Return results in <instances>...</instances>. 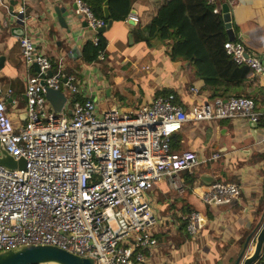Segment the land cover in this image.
<instances>
[{
	"label": "built area",
	"instance_id": "built-area-1",
	"mask_svg": "<svg viewBox=\"0 0 264 264\" xmlns=\"http://www.w3.org/2000/svg\"><path fill=\"white\" fill-rule=\"evenodd\" d=\"M207 1L214 13H221L218 0ZM225 2L229 10L238 3ZM75 5L94 31L106 25L85 0H75ZM138 19L129 13L124 21ZM91 41L97 44V36ZM19 46L25 63L32 68L36 62L40 71L26 78L22 123L13 119L5 101L12 90L0 87L1 151L23 160L22 167L0 164V251L50 244L91 257L94 264H150L158 244L154 230L165 223L156 211L154 192L162 183L184 191L181 173L205 161L192 149L172 151L171 137L192 121L245 118L259 124L262 113L245 95L197 98L195 86L187 102L178 101L174 92L158 93L135 111L100 110L94 99L77 97L82 91L77 75L56 68L31 36L21 35ZM223 47L235 63L264 75V63L240 39H228ZM45 86L66 88L60 113L50 107ZM192 189L213 206L242 195L241 185L233 181L198 182ZM187 220L190 234L205 223L196 211ZM253 247L246 250L252 253Z\"/></svg>",
	"mask_w": 264,
	"mask_h": 264
},
{
	"label": "crops",
	"instance_id": "crops-1",
	"mask_svg": "<svg viewBox=\"0 0 264 264\" xmlns=\"http://www.w3.org/2000/svg\"><path fill=\"white\" fill-rule=\"evenodd\" d=\"M7 1L3 0L4 3ZM14 1L16 5H22L24 25L14 30L16 35L9 31L12 26L19 27L15 22L9 28L0 29V55L4 56L0 87L3 91L12 90L5 101L13 119L19 123L26 117V78L34 73L33 67L28 66L21 55L19 38L23 34L34 39L37 48L56 68L60 65L72 69L82 85L79 96L94 99L100 110L117 107L125 112L135 111L150 102L160 89H171L181 101L187 102L190 95L185 84L199 89L197 98H213L211 92L203 88L204 81L195 76L191 62L183 57L173 58L172 40L154 37V30L149 28L153 18L169 16L165 6L174 0H127V15L135 13L138 21L112 20L111 26L102 32L107 41L103 56L91 64L82 60L81 52L85 42L91 40L96 31L84 24L85 16L76 12L75 0ZM105 2L109 10L110 6L113 10H123L120 0L111 3L110 0H102L103 5ZM237 2L230 10L235 35L248 52L256 54L264 63V0ZM223 3L225 0H218L220 9ZM55 8L65 11L66 25L58 21ZM1 12L0 23L3 21ZM65 13L62 12V15ZM94 63H104L108 68L107 76L100 74L102 65ZM257 77V87L246 89L257 94V109L263 116L264 75ZM63 91H67L66 88ZM3 96L0 93V97ZM102 100H110L111 104L103 108L100 105ZM65 114H70V107H66ZM174 136L180 140V147L175 151L192 149L205 160L201 165L210 163L212 166L210 171L198 173V179L193 184L186 185L184 182L187 195L178 190L177 195L172 197L165 192L161 194L166 199L178 200L180 196V206L189 203L194 208L192 211L205 217V223L194 234L187 231L186 224L179 235V228L170 212L180 206L172 202L161 205L160 209L155 206L165 223L154 230L158 244L150 257V264H233L243 248L239 240L244 238L245 241L264 214V127L258 124L252 131L245 118L211 119L189 122ZM214 153H218L217 158H212ZM181 176L184 179L182 173ZM208 177L239 183L242 195L237 203L231 207L203 203L199 191L197 193L195 189L194 192L192 187L198 182L207 183ZM162 185L167 184L162 183L158 188ZM162 209H165L164 213ZM187 216L184 217L186 220ZM252 240L249 245L253 246L255 241ZM245 251L244 257L251 254ZM253 264H264V249Z\"/></svg>",
	"mask_w": 264,
	"mask_h": 264
},
{
	"label": "trees",
	"instance_id": "trees-1",
	"mask_svg": "<svg viewBox=\"0 0 264 264\" xmlns=\"http://www.w3.org/2000/svg\"><path fill=\"white\" fill-rule=\"evenodd\" d=\"M94 15L104 17L102 0H85ZM114 0H110V3ZM122 1L123 10H113L110 6L109 18L113 21L124 20L127 15L129 5L127 0ZM121 6V5H120ZM169 16L163 18L157 16L149 24V28L154 30V37L158 39H171L173 43L171 55L173 58L187 59L195 69V76L204 81L203 88L208 89L212 97L226 98L230 95H245L253 99L257 108L258 96L253 91H248L246 87H257L258 75H256L248 65H238L226 53L223 43L228 40L224 21L221 13H214V5L207 0H174L165 6ZM97 44L91 40L85 42L81 58L86 64L99 60V55L106 46V38L102 32H96ZM237 38V37H236ZM104 65V63H94ZM33 71V69H30ZM67 73H73L72 69L65 68ZM173 92L171 89H160L157 93ZM175 93V92H174ZM177 96V94H176ZM78 98H81L77 95ZM177 100L180 98L177 96ZM259 125L264 127V115L259 121ZM180 140L178 136L171 137V150L179 149ZM184 182L191 185L198 179V173L194 171H183ZM194 208L187 204H182L178 209L171 212L174 221L177 223V231L182 233L186 228V217ZM165 209L161 212L164 213ZM168 210V209H167ZM167 212V211H166ZM244 238L239 240L242 245Z\"/></svg>",
	"mask_w": 264,
	"mask_h": 264
},
{
	"label": "water",
	"instance_id": "water-1",
	"mask_svg": "<svg viewBox=\"0 0 264 264\" xmlns=\"http://www.w3.org/2000/svg\"><path fill=\"white\" fill-rule=\"evenodd\" d=\"M76 8V5H75ZM0 10L3 14V21L0 23V29L9 28V26L15 22L19 27H10L9 31L14 33L15 29L22 28L24 25V10L22 5H16L14 0H8L7 3H4L3 0H0ZM58 21L66 25L64 22L65 11L60 8H55ZM104 17L108 19L105 26L97 28L96 32H104L105 29L109 28L112 23V19L109 18V10L106 5H104ZM62 12L65 13L62 15ZM222 18L224 21V27L229 40L236 38L233 24L231 20V13L229 10L228 4L225 2L221 6ZM85 25L87 21H84ZM76 51V49H74ZM4 56L0 55V68ZM33 69L35 72H39V66L36 62L33 63ZM52 71H47V74L51 75ZM45 96L46 99L52 108L53 112L60 113L63 110V107L67 101V94L61 90L52 87L45 86ZM26 116V115H25ZM252 131L258 126V123L249 121ZM3 149L0 146V151ZM0 164H3L9 168L22 167L23 160L15 161L8 153L1 151L0 152ZM212 177L207 178V182L212 181ZM237 203V199H232L230 202L224 205L219 206H234ZM254 239L255 245L253 252L244 257L246 248L248 247L250 241ZM264 249V214L262 215L259 223L250 231L247 235L243 248L239 255L237 256L233 264H253L256 262ZM0 264H94V261L91 257H84L77 254H74L70 251H67L59 246L50 245V244H25L14 248H9L4 251H0Z\"/></svg>",
	"mask_w": 264,
	"mask_h": 264
},
{
	"label": "rangeland",
	"instance_id": "rangeland-1",
	"mask_svg": "<svg viewBox=\"0 0 264 264\" xmlns=\"http://www.w3.org/2000/svg\"><path fill=\"white\" fill-rule=\"evenodd\" d=\"M107 67L106 66H102L101 67V69L100 70H102V72H100V74H104V76H107L106 75V71H107ZM104 72V73H103ZM31 74H33V72L31 73ZM89 76V75H88ZM82 86V85H81ZM192 86L190 85V84H185V89H187V91H188V94H189V92H191V90H190V88H191ZM173 91V90H172ZM67 92V91H66ZM174 92V91H173ZM105 96V95H104ZM111 104V102H110V100H102V101H100V105L103 107V108H107L109 105ZM210 166H212V164H206V165H200L199 167H197L196 169H195V173L197 174V173H200V172H204V171H210ZM217 179H220V178H217ZM222 179V178H221ZM164 184V183H163ZM169 187L166 185V186H164V185H162L161 187H160V189H159V191L158 192H154L155 193V198H154V204H155V206H156V208H158V209H160V206L161 205H164V204H168L169 202H172L175 206H177V207H179L180 205H181V197L179 196V193H178V196H179V199L177 200V199H171V198H168V199H166L165 197L166 196H163L162 194H161V192L163 193V192H165V194L167 195V196H170V197H172V196H174V195H177L176 193H177V190L176 189H168ZM187 189L185 188V190H184V192L183 193H185V195H187L186 193H187V191H186ZM168 194H170V195H168ZM162 197V198H161ZM184 197V196H183ZM172 200H174V201H172ZM201 204L203 205V203L201 202ZM168 206H171V204H169ZM160 215H161V213L160 212H158ZM171 213V212H170ZM246 231H248V229H246Z\"/></svg>",
	"mask_w": 264,
	"mask_h": 264
},
{
	"label": "clouds",
	"instance_id": "clouds-1",
	"mask_svg": "<svg viewBox=\"0 0 264 264\" xmlns=\"http://www.w3.org/2000/svg\"><path fill=\"white\" fill-rule=\"evenodd\" d=\"M222 14V13H221Z\"/></svg>",
	"mask_w": 264,
	"mask_h": 264
}]
</instances>
